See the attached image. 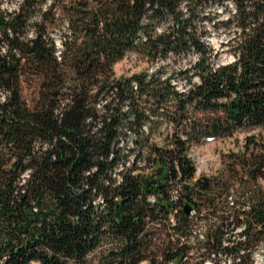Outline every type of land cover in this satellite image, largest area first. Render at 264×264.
<instances>
[{"label": "trees", "instance_id": "1", "mask_svg": "<svg viewBox=\"0 0 264 264\" xmlns=\"http://www.w3.org/2000/svg\"><path fill=\"white\" fill-rule=\"evenodd\" d=\"M0 43V264L264 256V141L224 175L189 155L264 127V0H19ZM132 52L148 66L116 74Z\"/></svg>", "mask_w": 264, "mask_h": 264}, {"label": "rangeland", "instance_id": "2", "mask_svg": "<svg viewBox=\"0 0 264 264\" xmlns=\"http://www.w3.org/2000/svg\"><path fill=\"white\" fill-rule=\"evenodd\" d=\"M18 1L19 0H0V6L6 11H10L16 8ZM216 10L220 11L219 9ZM221 15H224V13L221 12ZM225 37L226 35L224 31H222L218 34L213 33L207 38L213 49L218 52L216 56V62L218 64L229 62L233 59L231 53L227 51L226 46L222 45V40H224ZM0 48L4 50L5 46L0 43ZM147 66L148 63L137 58L136 54L132 52L117 61L114 65V71L116 74H130L132 71H138ZM194 79L196 80L197 78ZM179 86L183 87L184 85H181L180 83ZM22 92L27 102H31L36 96L33 84L27 85L24 83ZM250 135L254 136L257 143L261 144V142L264 141V127H255L252 130H239V132H235L232 136L225 137L224 139H213L191 145L189 155L196 164L195 175H224L227 173L228 165H230L228 164L229 162H227L228 153H240L244 148L243 144L245 137ZM256 185L258 190L264 192V178L259 179ZM253 187V185L249 186L250 190H252ZM248 195L249 194L245 192L241 194V200L244 198L247 200ZM239 230L240 229H237V231ZM202 232V226H199L197 228V233L201 234ZM230 263L231 260L229 257L220 259V264ZM31 264L38 263L32 262ZM203 264H212V261L206 259ZM243 264H264V256L260 244H257L250 249V257H248V260L243 262Z\"/></svg>", "mask_w": 264, "mask_h": 264}, {"label": "water", "instance_id": "3", "mask_svg": "<svg viewBox=\"0 0 264 264\" xmlns=\"http://www.w3.org/2000/svg\"><path fill=\"white\" fill-rule=\"evenodd\" d=\"M184 208H185V211H186V212H190V210H191V209L189 208V206H187V205H186Z\"/></svg>", "mask_w": 264, "mask_h": 264}]
</instances>
